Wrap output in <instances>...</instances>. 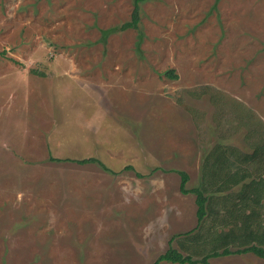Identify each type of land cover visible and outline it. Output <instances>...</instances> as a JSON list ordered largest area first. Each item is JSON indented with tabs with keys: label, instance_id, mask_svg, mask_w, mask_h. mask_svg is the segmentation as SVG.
I'll return each instance as SVG.
<instances>
[{
	"label": "rangeland",
	"instance_id": "374dc122",
	"mask_svg": "<svg viewBox=\"0 0 264 264\" xmlns=\"http://www.w3.org/2000/svg\"><path fill=\"white\" fill-rule=\"evenodd\" d=\"M133 8L0 0V264H153L170 245L186 253L179 239L199 222L178 171L201 187L215 144L252 151L247 131L264 122V0H146L141 37L117 30ZM51 156L96 157L112 171Z\"/></svg>",
	"mask_w": 264,
	"mask_h": 264
},
{
	"label": "trees",
	"instance_id": "16d2710c",
	"mask_svg": "<svg viewBox=\"0 0 264 264\" xmlns=\"http://www.w3.org/2000/svg\"><path fill=\"white\" fill-rule=\"evenodd\" d=\"M145 1L134 0L131 19L122 23L117 30L135 28L140 31L139 36H143L140 21L141 4ZM166 73L177 77L174 69L167 70ZM250 113V110H247L248 116ZM247 136L253 140L251 152L218 142L211 152L203 155L201 187L187 188L189 173L178 171L181 177V192L196 194L198 229L179 239V246L186 253L170 245L153 264H162L164 261L210 264V258L249 252L264 259V122L252 121ZM50 159L61 162L74 161L78 164L98 163L110 170L96 157L70 159L51 156ZM129 168L132 166L125 167ZM138 175L142 176L141 173ZM219 226L223 228L217 230ZM204 227L210 229V235L207 237L200 235ZM218 231L220 232L217 233ZM201 239H206V242L200 244L205 248L201 249L203 256L198 259L193 255L197 250L192 248L193 242H199Z\"/></svg>",
	"mask_w": 264,
	"mask_h": 264
},
{
	"label": "crops",
	"instance_id": "0c3cea01",
	"mask_svg": "<svg viewBox=\"0 0 264 264\" xmlns=\"http://www.w3.org/2000/svg\"><path fill=\"white\" fill-rule=\"evenodd\" d=\"M219 88V87H218ZM215 89V88H214ZM219 89H217L216 91H218Z\"/></svg>",
	"mask_w": 264,
	"mask_h": 264
}]
</instances>
